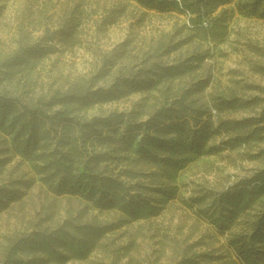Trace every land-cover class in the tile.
<instances>
[{
	"label": "trees",
	"instance_id": "16d2710c",
	"mask_svg": "<svg viewBox=\"0 0 264 264\" xmlns=\"http://www.w3.org/2000/svg\"><path fill=\"white\" fill-rule=\"evenodd\" d=\"M136 1L149 9L187 15L189 33L176 42L173 38L169 42L158 40L154 51L144 52L135 65L115 76L107 86L97 85L100 77L94 75L88 83L77 80L65 90L23 99L2 88L3 81L33 69L35 61L55 47L41 38L0 60V173L17 157L20 165L31 164L34 171L15 176L14 166L8 175L0 177V212L23 200L38 181L49 201L48 211L36 229L8 239L0 264L86 260L105 247L102 241L108 233L133 221L151 220L180 197L174 172L204 153L248 143L264 128L257 125L264 121V111L261 119L219 116L225 109L243 105L236 96L212 97L211 105L195 96L208 87L207 77L179 93L166 92L164 100L145 119H139L141 110L81 116L82 111L98 103L157 89L163 82L193 72L210 57V48L204 49V44L216 46L229 34L231 16H225L228 8L216 12L231 0ZM237 8L245 16L264 18V0H237ZM75 14L57 30L64 39L74 37L81 25ZM194 39V50L188 56L173 62L162 59ZM222 132L227 139L220 144L210 143ZM134 133L140 135L136 143ZM209 196L212 195L198 197L194 202L201 203ZM263 196L264 170L216 193L205 215L217 230L229 233L232 252L224 257L214 251H195L196 245L189 244L177 264H264ZM59 198L72 204L80 202L81 206L76 212L67 210L56 226L45 225L53 219ZM91 204L100 212L116 211L117 218L99 220L90 214ZM129 248L128 245L126 254Z\"/></svg>",
	"mask_w": 264,
	"mask_h": 264
},
{
	"label": "rangeland",
	"instance_id": "374dc122",
	"mask_svg": "<svg viewBox=\"0 0 264 264\" xmlns=\"http://www.w3.org/2000/svg\"><path fill=\"white\" fill-rule=\"evenodd\" d=\"M222 8H228L225 16H231L229 34L216 46L204 44V49L210 48V57L199 68L163 82L157 89L98 103L80 115L90 118L114 111L141 110L143 114L139 119H145L164 100L166 92L179 93L207 77L210 79L208 87L195 96L209 105L211 98L216 96H236L243 103L223 110L219 116L236 120L261 119L264 111V18L243 15L237 8V0L220 6L216 13ZM73 13L81 25L74 37L64 39L57 30L70 21ZM186 26H189L187 15L173 10L149 9L136 0H0V60L41 38L46 39L43 43L55 47L36 60L33 69L18 72L13 80L3 81L1 87L28 99L55 89L65 90L77 80L88 83L94 75L100 77L97 85L107 86L115 76L135 65L144 52L154 51L158 40L184 39L189 33ZM195 41L162 59L173 62L188 56L194 50ZM257 125L264 127V121ZM139 137L138 133L133 134L134 143ZM227 137L222 132L210 143L220 144ZM18 159L15 158L0 177L8 175L14 166L15 176L23 172L34 174L31 164L20 165ZM261 170H264V128L248 143L204 153L174 172L181 196L171 201L161 215L147 221H133L108 233L102 241L105 247L94 251L86 260H71L66 264H177L189 244L196 245L195 251H214L225 257L233 250L228 243L229 233L217 230L206 218L205 211L216 193L251 179ZM40 186L38 181L23 200L0 212V263L8 239L36 229L48 211L49 201ZM206 194L212 196L201 203L194 202ZM80 206V202L72 204L66 198H59L53 219L45 225L56 226L66 217L67 210L76 212ZM91 207L90 214L101 221L117 218L116 211L100 212L93 204Z\"/></svg>",
	"mask_w": 264,
	"mask_h": 264
}]
</instances>
